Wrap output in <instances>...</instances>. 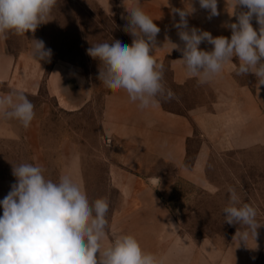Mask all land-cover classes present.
Returning a JSON list of instances; mask_svg holds the SVG:
<instances>
[{
    "label": "crops",
    "instance_id": "crops-1",
    "mask_svg": "<svg viewBox=\"0 0 264 264\" xmlns=\"http://www.w3.org/2000/svg\"><path fill=\"white\" fill-rule=\"evenodd\" d=\"M104 11L117 15L122 30L127 24L128 10L140 7L161 29L157 35L155 58L163 65L168 62L173 81L180 86L190 80L181 65L182 53L172 49L168 42L183 47L178 30L179 21L173 9H183L190 3L195 9L188 16L189 28L208 31L213 37L230 39L231 29L226 25L236 23L232 15L233 0H218L219 16L208 18L209 13L199 6V0H97ZM128 9V10H127ZM246 9H236L241 11ZM254 29L258 30L255 19ZM123 32L132 42V37ZM33 39L43 40L52 49L49 34L39 28L25 36L9 33L0 39V95L20 91L28 99L34 98L35 118L25 129L16 120L0 119V139L22 140L30 150L34 165L48 167L50 147L45 124L51 116L48 99H53L64 113H81L89 100V88L82 74L65 60L50 58L39 63L32 59ZM13 43L24 45L13 48ZM200 49L211 51L213 45L202 42ZM225 66L223 73L213 81L203 84L212 91L209 104L198 105L187 114L166 110L161 102L155 107L141 110L129 100L126 93L109 91L103 100L101 112L102 139L110 154L104 155L109 167L110 183L119 190L129 209L115 215L111 232L134 235L141 247L162 258L163 264H227L220 259H210L213 246L205 241L196 242L183 233L161 204L163 176L153 174L154 167H171L175 177L205 185V167L211 148L219 146L221 139L231 149L264 145V85L239 83L234 78L235 64ZM254 75V74H253ZM201 137V145L192 165L187 164L191 153V140ZM56 147L59 157V176L71 172L85 190L83 154L79 143L70 135H61ZM12 181H3L0 191L4 197L11 190ZM86 192V190H85ZM87 194V193H86ZM0 210L3 211L2 207ZM159 213V214H158ZM159 215V216H158ZM155 217V218H154ZM162 219L160 224L151 223Z\"/></svg>",
    "mask_w": 264,
    "mask_h": 264
},
{
    "label": "clouds",
    "instance_id": "clouds-1",
    "mask_svg": "<svg viewBox=\"0 0 264 264\" xmlns=\"http://www.w3.org/2000/svg\"><path fill=\"white\" fill-rule=\"evenodd\" d=\"M58 0H0V39L9 33L25 36L49 21ZM208 18L219 16L218 0H199ZM236 23L230 39L213 37L210 32L189 28L188 16L195 11L189 3L173 9L180 45L168 42L182 53L181 65L189 78L200 85L219 77L226 65L235 64L236 75L254 74L264 85V0H233ZM246 9L236 11V9ZM128 10V9H127ZM124 31L132 37L131 45L119 40L94 44L87 54L99 60L103 69L98 79L113 92H124L141 110L155 107L160 99L171 100L174 93L163 83L164 65L154 52L161 29L140 7L128 10ZM255 19L258 30L254 29ZM31 57L39 63L50 61L52 50L43 40H31ZM213 45L211 51L200 49L202 42ZM35 118L33 103L23 92L0 95V119L16 120L27 129ZM16 182L0 200V264H163L162 258L145 251L132 234L111 232L107 214L109 201L93 202L75 175H60L58 181L46 178L45 169L32 163L13 166ZM229 204L222 214L226 223L239 224L234 240L247 244L255 239L261 224L257 209L242 203L236 190L228 188Z\"/></svg>",
    "mask_w": 264,
    "mask_h": 264
},
{
    "label": "rangeland",
    "instance_id": "rangeland-1",
    "mask_svg": "<svg viewBox=\"0 0 264 264\" xmlns=\"http://www.w3.org/2000/svg\"><path fill=\"white\" fill-rule=\"evenodd\" d=\"M48 19L38 28L52 39L51 58L67 61L82 74L89 88V100L81 113H64L53 99L47 100L52 111L45 124L50 163L48 167H42L46 178L58 181L57 138L73 136L83 154V175L89 201L105 197L109 201L107 218L110 229L116 225L115 215L127 211L129 206L110 183L109 167L104 160V155L110 154V148L103 142L100 124L103 100L110 89L98 79L103 66L87 54V49L94 44L115 40L127 45L132 42L123 32L117 15L104 11L97 0H58ZM12 46L19 49L24 45L13 43ZM234 78L239 83H257V78L251 73L236 75L235 72ZM163 83L175 95L171 100H161L174 112L187 114L191 108L209 104L213 99L209 87L197 81L177 85L168 65H164ZM31 101L34 102V98ZM201 142L198 134L191 140L188 165H192ZM20 163L34 164L27 145L19 139H0V191H7L2 187L3 181L16 182L12 170ZM154 170L152 173L163 176V185H166L165 190L161 188V204L157 207L164 204L172 219L170 224L175 223L183 233L191 235V239L210 243L213 246L208 255L210 259H220L227 264H264V145L231 149L221 139L219 146L209 151L204 171L205 185L182 177L177 179L171 167H154ZM229 187L236 190L242 203H249L257 209V220L261 226L255 239L250 236L247 244H237L234 240L241 227L239 224L224 222L222 211L229 204ZM2 214L0 210V216ZM161 222L162 219L151 223L158 226Z\"/></svg>",
    "mask_w": 264,
    "mask_h": 264
},
{
    "label": "trees",
    "instance_id": "trees-1",
    "mask_svg": "<svg viewBox=\"0 0 264 264\" xmlns=\"http://www.w3.org/2000/svg\"><path fill=\"white\" fill-rule=\"evenodd\" d=\"M165 65H168V62L165 63ZM160 102H161V104L163 105V107H164L166 110L171 111L170 109H168V107L164 104V102H163L161 99H160Z\"/></svg>",
    "mask_w": 264,
    "mask_h": 264
}]
</instances>
